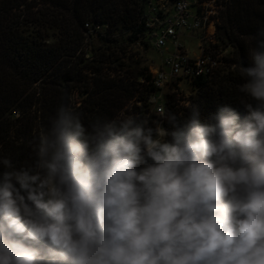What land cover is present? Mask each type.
Masks as SVG:
<instances>
[{
  "label": "clouds",
  "instance_id": "9594fccd",
  "mask_svg": "<svg viewBox=\"0 0 264 264\" xmlns=\"http://www.w3.org/2000/svg\"><path fill=\"white\" fill-rule=\"evenodd\" d=\"M253 40L244 114L85 126L61 105L30 164L0 157V264H264V29Z\"/></svg>",
  "mask_w": 264,
  "mask_h": 264
},
{
  "label": "trees",
  "instance_id": "16d2710c",
  "mask_svg": "<svg viewBox=\"0 0 264 264\" xmlns=\"http://www.w3.org/2000/svg\"><path fill=\"white\" fill-rule=\"evenodd\" d=\"M155 1L0 0V148L11 141L14 121L35 105L43 106L40 117L49 122L58 107L69 106L75 91L84 98L81 119L85 126L97 119H114L122 108V97L136 98L140 118L155 126L146 116L152 107L149 100L157 94L148 67L137 62L126 82L110 78L106 71L107 64L114 65V72L125 66L119 57L122 46L141 43L145 49H154L146 20L148 7ZM223 1L216 38L223 48H232L235 56L224 57V66L246 67L252 63L249 44L264 29V0ZM221 68L212 77L192 83L199 90L195 104L202 119L224 105L244 114V105L251 102L240 91L242 83ZM167 98L160 100L165 112L185 121L190 107L180 112L173 97ZM13 164L18 168L15 160ZM0 171H4L1 166Z\"/></svg>",
  "mask_w": 264,
  "mask_h": 264
},
{
  "label": "built area",
  "instance_id": "2783aa9c",
  "mask_svg": "<svg viewBox=\"0 0 264 264\" xmlns=\"http://www.w3.org/2000/svg\"><path fill=\"white\" fill-rule=\"evenodd\" d=\"M218 0H156L148 7L146 27L149 28L151 46L166 54L159 67L150 72L151 83L157 94L149 102L154 113L160 116V100L164 90L172 83L187 81L192 84L199 78H210L225 65L228 48H223L216 38L217 25L214 8ZM195 13L188 12L190 7ZM87 26V25H86ZM99 29L98 26L95 30ZM212 32V33H210ZM199 39V55H190L181 37ZM173 48L170 52V47Z\"/></svg>",
  "mask_w": 264,
  "mask_h": 264
},
{
  "label": "rangeland",
  "instance_id": "374dc122",
  "mask_svg": "<svg viewBox=\"0 0 264 264\" xmlns=\"http://www.w3.org/2000/svg\"><path fill=\"white\" fill-rule=\"evenodd\" d=\"M164 0H158V3H163ZM226 4V1L218 0L217 6L214 8L216 14L215 16L218 18L219 22L221 21V14L223 10V6ZM188 12L195 13V8L190 7ZM212 33V32H210ZM180 41L185 45L190 55H199V39L196 37H181ZM170 47V52H172L173 48ZM254 46L253 42L249 44V51ZM85 51L88 50V46H85ZM163 53L152 49L151 47L145 49V47L141 43L136 44H128L122 46L121 52L119 53V57L124 59V67L119 72H114L113 64H107V72L110 75V78H116V80L120 81H129L128 76L132 73L137 65V62H140V66H147L150 72H154L156 67H159L161 64L162 57L165 56ZM227 57L234 58V53L232 48H228L226 53ZM119 68V67H118ZM223 73L231 72L230 76L235 78L236 81L241 82L242 85L245 83V78L239 71V67L235 66H224ZM90 79L93 78L92 74L87 75ZM89 79V81H90ZM241 85V86H242ZM137 95V94H136ZM171 95L173 97V103H176V108L182 112L183 108L190 107L195 104L197 97L199 95V90L193 84L188 83L187 81H182L179 83L170 84L163 92V97H168ZM162 97V98H163ZM124 100L121 101L122 108L118 112L117 116L114 119L123 118L127 116H136L139 117V111L137 107L140 106V102L136 101V98L131 100H126L125 97H122ZM84 98L79 97V93L75 91L73 93V97L70 99L69 106L75 108L77 111L81 113L83 107H85V103L83 102ZM168 99V98H167ZM111 107V106H110ZM43 106L40 104L35 105L31 110H29L25 115L21 116L17 121H14V127L12 129V138L11 141L6 145H3L0 148V157H8L12 160H15L18 168L26 166L30 164L35 158V144L37 142V137L39 132L42 129H46L49 125V122L44 123L41 116V110L43 111ZM153 114L155 117H153ZM146 116L149 119H152L153 123L160 119V116H157L154 113L153 106L150 108V111L146 112ZM17 115L15 116V118ZM14 118V119H15ZM16 135L21 136V138H17ZM3 167L2 165H0Z\"/></svg>",
  "mask_w": 264,
  "mask_h": 264
}]
</instances>
